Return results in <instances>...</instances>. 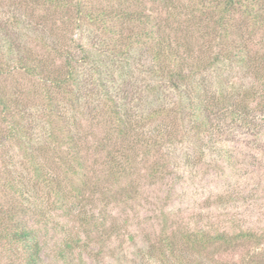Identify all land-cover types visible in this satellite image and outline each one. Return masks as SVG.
<instances>
[{"label":"trees","instance_id":"obj_1","mask_svg":"<svg viewBox=\"0 0 264 264\" xmlns=\"http://www.w3.org/2000/svg\"><path fill=\"white\" fill-rule=\"evenodd\" d=\"M35 3L39 13L26 19L38 32L33 47L13 33L0 46V132L24 160L23 174L0 177L12 199L0 201V251L10 264H42L37 233L12 195L40 186L59 208L81 203L89 186L85 148L99 156L105 181L92 186L106 205L136 193L139 157L145 163L158 155L145 167L155 178L168 174L162 150L178 142L202 153L235 135L254 145L264 140V0ZM235 69L239 81L229 73ZM16 74L30 90H20ZM263 242L264 232L252 229L163 228L148 254L162 264H207L208 247L226 252L248 244L252 253L216 264H264Z\"/></svg>","mask_w":264,"mask_h":264},{"label":"rangeland","instance_id":"obj_2","mask_svg":"<svg viewBox=\"0 0 264 264\" xmlns=\"http://www.w3.org/2000/svg\"><path fill=\"white\" fill-rule=\"evenodd\" d=\"M36 1L0 0V46L13 33L18 41L33 47L31 38L38 32L34 34L32 27H27L26 19L39 13L40 4ZM229 73L235 81L242 77L237 69ZM15 76L23 83L20 90H30L26 80L19 74ZM7 86H11L9 79ZM28 113L34 114L31 119L38 120L36 110ZM40 128L33 123L35 141L42 134ZM151 128L147 126L148 130ZM3 137L0 132V177L8 172L23 174L22 152ZM217 149L201 153L187 141L164 148L161 154L168 155V174L155 178L148 176L145 167L158 155L145 157V163L139 157L135 162L136 193L126 202L118 200L105 205L92 186L98 183L102 188L105 181L99 156L85 148L83 171L89 186L81 203L69 201L59 208L45 199L40 186L24 190L19 198L15 194L12 197L23 206V221L37 233L42 264H162L159 256H150L148 252L158 243L163 228L178 233H232L246 229L264 232V140L254 145L250 138L235 135ZM3 191L0 184V201L11 199V194L6 192V196ZM101 216L104 226L100 224ZM83 218L89 222L81 224ZM207 251L209 258L204 256L203 262L216 264L236 261L252 253L253 246L245 244L226 252L208 247ZM0 264H10L2 250Z\"/></svg>","mask_w":264,"mask_h":264}]
</instances>
